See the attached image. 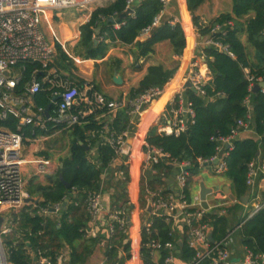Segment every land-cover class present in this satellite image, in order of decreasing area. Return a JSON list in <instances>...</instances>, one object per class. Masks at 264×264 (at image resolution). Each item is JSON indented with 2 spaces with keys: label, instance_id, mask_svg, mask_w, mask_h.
<instances>
[{
  "label": "trees",
  "instance_id": "1",
  "mask_svg": "<svg viewBox=\"0 0 264 264\" xmlns=\"http://www.w3.org/2000/svg\"><path fill=\"white\" fill-rule=\"evenodd\" d=\"M203 1L186 0L188 11L195 12ZM230 1L231 12L219 15L206 26L199 25L197 18H192L200 38L211 39L226 48L224 51L215 46L202 47L207 68L212 75L211 81L203 87L205 98L195 95L189 89L182 91L186 100L192 105L193 123L189 124L187 130L178 137L158 134L157 129L159 125H163L162 121L150 127L146 134V142L149 146L160 149L172 160L189 164L186 171V188L183 191L187 202L190 200L191 180L199 173L198 160H209L215 154L217 146L214 139L227 137L238 120H242L247 126H252L257 139L235 140L232 143V150L228 152L227 169L224 175L230 181L232 193L237 199L244 197L248 192L245 185L247 165L256 159L264 161V94L261 91L252 93L249 90V82L244 73L247 69L254 79L264 80V0ZM160 9L159 0H143L134 7L132 16L120 19L126 10V0H114L106 7L97 8L92 12L89 22L81 27V38L74 52L86 59H101L110 48L109 43L119 42L123 45H135L138 55L147 57L152 53L154 45L168 41L175 57H180L184 51L183 59L188 58L191 46L188 45L187 39L185 40L184 33L178 24L164 22L154 28L146 40H136L142 34V30L151 24ZM182 9L185 11L183 3ZM109 18H114L115 22L120 24L118 29H114V23L107 22ZM216 26L220 30L213 32ZM96 29L102 38L98 44L92 40V34ZM243 37L245 44L242 42ZM248 48L254 52L257 64L250 61ZM56 51L58 53L56 66L59 67L68 59L59 46ZM18 67L20 65L15 68ZM23 68L22 82H27L32 72L40 67L37 64L24 63ZM174 72L175 69L150 66L138 85L130 89L128 101L147 89H162L172 79ZM36 77L40 78L39 73ZM50 96L51 92L47 85L43 86L42 91L34 96L35 105L46 108L49 105ZM170 108L171 106L167 104L166 112ZM130 109L127 104L118 110L114 117L103 122H101L102 118L98 120L97 117L106 114L107 110L95 111L82 118L79 125L70 128L73 132V140L69 146V156L62 160V167L56 171V177L51 182V186H38L36 191L40 194L41 200L34 206L25 205L17 213L12 214L14 229L3 237L8 263L33 264L31 252L38 259L39 253L41 257L48 258L51 264H55L57 256L64 248L68 251L67 264L88 263L101 238L87 237V223L90 218L86 201L88 193L100 189L103 171L107 169L114 156L111 147L103 141V131L106 127L108 136H117L125 130L133 133L135 127L130 124ZM16 127L17 120L12 117L0 120V129L15 132ZM47 127H51V124ZM38 133L39 131L31 126L22 128L24 139L34 138ZM145 133L146 131L141 135V139ZM93 147L97 148V157L91 161L88 154ZM257 152H259L258 158ZM171 169V164L161 159L152 170L148 169L144 173L140 181L141 208L146 205V189L149 191L161 189L163 194L170 192L163 177H168ZM117 171L123 172L124 179L114 175L104 178V183L108 187L112 186L114 190L109 207L110 210L126 211L129 208L126 193L127 168L121 164L118 165ZM59 176L69 185V188H65L60 183ZM29 192L32 195L31 191ZM62 203H65V208L56 219L51 215L42 216L39 213L42 208H50ZM237 208L238 205H235L228 210V213ZM240 223H242L239 230L243 247L253 253L263 254L264 205L250 218L245 216L238 220L237 225ZM197 224L208 225L214 243L221 241L231 229L229 218L218 215V210L206 211L201 220L192 223L193 226ZM111 226L113 232L108 240L104 256L105 263L125 264L129 248L126 233L119 229L115 222L111 223ZM172 230V224L166 223L161 218H152L149 234L141 229L142 264H164L168 256V251L160 250L158 259L154 261L151 250L146 247L153 240L160 243L172 242L174 245L180 240L181 245L177 249L176 257L183 263L190 264L196 250L188 246L187 228H181L180 236L174 235ZM199 264H210V260L204 259Z\"/></svg>",
  "mask_w": 264,
  "mask_h": 264
},
{
  "label": "built area",
  "instance_id": "2",
  "mask_svg": "<svg viewBox=\"0 0 264 264\" xmlns=\"http://www.w3.org/2000/svg\"><path fill=\"white\" fill-rule=\"evenodd\" d=\"M133 0H126V8H129ZM88 1L78 0H0V120L12 117L17 120L15 132L0 129V264H10L6 258L2 237L11 232L10 223L12 219L8 215L11 211L21 209L28 204L29 195L24 189L21 175L22 159L21 151L23 146L22 128L32 126L39 129H45L46 123L51 122L54 126H64L72 128L80 123V120L95 111L106 109L109 118L114 117L116 112L127 104L131 108L129 116L130 124H134V118L142 111L146 110L152 103L157 101L163 95V88H150L145 90L139 96L127 103L123 101L106 102L104 98L93 88L87 89V96L83 97L78 87L69 84L64 78L60 77L55 71L49 70V65L56 56V46L48 42L43 30V17L53 11H62L73 7H82ZM161 9L154 17L151 24L142 30V35L147 37L149 33L156 28L165 13L170 0H159ZM213 32L219 31L215 27ZM204 46H215L218 49L226 51L220 44L208 39ZM202 61L205 57L202 54ZM32 63L39 65V69L32 72L31 78L27 82H22L23 64ZM18 68H15L19 66ZM199 63L192 61L186 70L183 82L179 85L177 93L168 100L171 106L168 112H165L163 125L160 131L166 136L178 137L187 130L189 124L193 123L194 111L192 105L186 100L181 90L185 84H189L195 95L205 98L204 86L210 80L209 72L202 74L199 69ZM37 73L43 74L42 82L36 78ZM247 74V72H246ZM249 90L258 82L252 76L247 75ZM43 83L47 84L51 92L49 104L53 106L52 116L48 118L44 115V110L37 107L34 102V96L43 89ZM20 88V91L18 89ZM190 90V89H189ZM190 90V91H191ZM264 94V89L261 90ZM57 98L53 102V99ZM51 106V107H52ZM164 126V127H163ZM247 124L242 120L236 122V126L230 130L227 137L215 138L219 145L215 148V154L207 161L198 160L199 167L216 163L215 172L223 173L226 171L225 158L219 159V153L223 145H228L236 139L240 130H245ZM104 130H107L106 127ZM128 130L117 136L109 135L107 144L111 147L115 160L123 159V166L130 164L132 148L127 143ZM142 142V160L140 163V176L148 169H152L161 159L167 160V164H173L180 168V173L176 176L177 191L163 194L160 190L146 191L147 200L144 209V215L140 216L141 229L150 233L152 218H161L166 223L179 221L181 227L187 228V242L189 248L196 250L190 264H199L204 259H209L210 264H264V253H253L244 248V258L237 262L228 259L226 244L228 235L217 243L210 244L207 240L209 228L206 224H197L193 222L201 220L206 210L194 209L186 201L183 193L186 187V170L188 163L177 162L163 153L160 149L149 146L145 140ZM229 147H231L229 145ZM112 164L115 161L111 162ZM42 167L48 166L49 162H40ZM118 178L124 179L123 172L117 173ZM264 177V162L252 161L247 165L245 185L252 188L254 183ZM102 191L88 193L86 208L87 213L93 221L103 210ZM128 209L117 210L109 214L108 222L110 225V234L113 229L111 223L115 222L119 229L127 232V224L130 222V213L135 208L134 201L128 202ZM53 209L57 214L61 207L59 204L50 208L40 209V215L48 216ZM150 212H147V210ZM261 209L256 206L250 217ZM151 251H168V256L164 264H173V249L175 245L172 242L160 243L150 241L147 245ZM39 255V260L30 252L32 258H36L39 264H51L50 260ZM55 264H63L62 256H58Z\"/></svg>",
  "mask_w": 264,
  "mask_h": 264
},
{
  "label": "crops",
  "instance_id": "3",
  "mask_svg": "<svg viewBox=\"0 0 264 264\" xmlns=\"http://www.w3.org/2000/svg\"><path fill=\"white\" fill-rule=\"evenodd\" d=\"M86 1V0H78ZM88 2L86 5L82 7H77V17H72L70 15H62L60 12L64 11H53L48 13L46 16L43 17V30L45 32L46 38L48 42L53 43L56 46H59L62 52L66 55L67 61L66 63L60 64V68L56 66V61L58 60V53L56 51V56L53 59L52 63L49 65V70L55 71L60 77L64 78L69 84H72L83 90L81 94L83 97L87 96V89L88 88H96L94 89L98 92L106 102H120L123 101L124 103L128 102V93L131 88H134L138 85L141 79L146 74L147 69L150 66H162L164 69H175L174 75L172 79L163 87V94L165 92L166 86L173 80V78L178 74V71L183 70V53L180 57H175L172 54L171 47L168 41H163L157 43L153 47V51L147 57H140L138 55V50L135 45H123L119 42L109 43V41H105L109 43L111 46L108 49L106 55L101 59H86L83 57L78 56L74 50L75 47L78 45L80 38H81V27L89 22L92 12H94L97 8L106 7L111 4L114 0H87ZM143 0H136V5L131 6L129 8L133 9V13L130 15H124V13L120 16V19H124L126 16H132L134 14V7L140 4ZM133 2V1H132ZM182 3L184 5L185 11L182 9ZM132 4V3H131ZM90 7L88 9L87 7ZM127 9V8H126ZM186 12V14H185ZM231 12V1L230 0H204L203 3L198 7V9L191 13L187 9L186 0H170L168 3L165 13L162 15L160 24L164 22H169L171 24H178L182 29L184 36L185 33L188 32L190 29L192 30L193 34V45L191 47L190 53L188 55V59L186 61V66L180 77V84L183 82V78L185 77L186 70L188 65L192 62L199 63V69L203 74L206 70L209 72L206 62L202 61V48L200 45L204 44L203 41H207L208 38H200L197 32V29L194 27L193 24V17L197 18L199 25L206 26L216 17L221 14H226ZM115 18V17H114ZM114 18H109L107 22L114 23V29H118L120 24L115 22ZM112 20V21H111ZM104 21V19H102ZM217 27V26H216ZM184 28V30H183ZM220 30V28H219ZM185 31V32H184ZM197 32V33H196ZM196 33V34H195ZM197 35V37H196ZM149 35L147 36V38ZM147 38L140 34V36L136 39L137 41H144ZM92 40L95 44H98L102 40V38L98 35V30L96 29L92 34ZM186 40V36H185ZM198 40V41H197ZM198 42V43H197ZM242 42L245 44V38H242ZM196 44H199V47H196ZM204 46V45H203ZM185 50V49H184ZM250 54V61L254 64H257L254 52L248 48ZM202 68L203 72H202ZM247 72V74H246ZM245 76L249 75L247 69L244 70ZM40 78L37 80L42 82L43 74L39 73ZM210 80L212 79V75L209 72ZM115 77L121 78V85H117L113 82ZM258 82H263L261 78H258ZM207 82V83H208ZM44 84L42 86H45ZM47 87H49L47 85ZM179 87V86H178ZM264 89V88H263ZM178 88L174 91L173 95L177 93ZM252 88L250 89V91ZM260 89L259 91H261ZM183 90H181L182 92ZM172 95V96H173ZM172 96L170 98H172ZM169 98V99H170ZM168 99V100H169ZM159 100V99H158ZM157 100V101H158ZM168 100L163 104L162 110L157 115V117L153 120L150 124L148 129L146 130L145 135L141 140L146 141V134L150 127L157 125L160 121L163 122V118H165L166 106L168 104ZM157 101L152 103L146 110L152 107ZM45 109V108H43ZM52 109L51 107L49 111V116H52ZM101 114L97 119L99 120L102 118L101 122L106 121L109 117L102 116ZM131 121V120H130ZM48 124H51V127H47ZM80 124V123H79ZM78 124V125H79ZM139 123H136L135 131L132 133L128 130V140L127 143L132 148L131 154V161L128 166H124L127 168V175H128V182L126 193L128 196V202L134 201L136 206L130 213V222L127 224V232H126V239L128 241V253L127 259L125 264H142L141 256H140V249L142 247V239H141V223H140V216L144 215V208L140 206V181L144 175V173L140 176V163L142 160V142L137 141L136 134L138 132ZM76 126V125H75ZM160 126H158L157 132L158 134H163L160 131ZM32 127V126H31ZM162 127V126H161ZM164 127V126H163ZM24 128V127H23ZM37 129L39 131L38 135L34 138H23L25 140V144H23L21 159H22V168H21V175L24 184V189L28 193L29 199L32 202H28L26 205H35L37 202L41 200L40 194L36 191L38 186L41 187H49L51 186V182L56 177V171L60 168V164H62V160L69 156V146L73 140V132L70 128H66L64 126H54L50 121L46 123L45 129ZM126 131V130H125ZM246 133L237 135L235 140L241 139H257L252 138L249 134L250 131L254 134V130L252 126H247L244 130ZM103 141L106 142L108 139V134L106 130L103 131ZM134 140V142L132 141ZM233 142H230L228 145H223L221 151L219 153V159H224L226 163V158L228 156V152L233 148ZM217 145L219 143L217 142ZM229 145L231 147H229ZM87 149V147H86ZM97 148L93 147L88 154V158L91 161H94L97 157ZM259 157V156H258ZM257 157V158H258ZM47 161L49 162L48 166H43V172H41V165L40 162ZM115 161L114 164L111 162ZM257 162H264L260 159H256ZM109 163V166L106 170L103 171L102 174V183H101V191L102 197L101 202L103 206V210L93 221L89 216V222L87 223V237L90 238H101L98 247L96 248L93 255L88 260L87 264H106L105 263V252L107 250L108 240L112 234H110V225L108 222V216L110 213L117 211V210H110V197L113 195L114 190L112 186L108 187L104 183V178H109L110 176H117L118 172L117 167L121 165L123 159L115 160L114 156ZM187 163V162H182ZM170 164V163H169ZM216 163L206 164L199 167V171L204 167L209 166L211 168V172L218 176H223L221 181L218 184H210L201 180L198 174L192 178L191 183L189 185V195L190 200L189 204L191 205L192 209H200L201 208V201L199 199V192H200V185L203 184L206 189L210 190V193L206 195L205 202L208 205V210H218V215L220 216H227L232 223V221H238L243 218L241 211L246 208L247 206L251 207V212H249L246 217L250 218V215L253 213L254 208L256 206H263L264 205V177H261L257 180L252 188H248L247 196L248 200L245 204L240 202V199H237L235 195L232 193L230 181L225 177V172L217 173L215 172ZM174 166L171 164V168L173 169ZM178 167V166H176ZM188 168V167H187ZM153 169V168H152ZM149 169V170H152ZM171 169V171H172ZM180 173V168L178 167ZM227 169V166H226ZM188 169H186L187 171ZM170 171V173H171ZM162 176V175H161ZM170 176V174H169ZM168 176V177H169ZM118 177V176H117ZM168 177L164 178L163 180L166 184V187L170 190V192L177 191V180L175 177V182L173 183L171 180H166ZM59 179V177H58ZM64 186V185H63ZM229 188V193L232 194L235 198V201H231L228 198V195L224 192V188ZM186 188V187H185ZM194 189V192H193ZM160 190V189H158ZM32 195L30 194V192ZM146 191H149L146 189ZM244 196V197H245ZM263 196V197H262ZM147 200V194H146ZM145 200V202H146ZM147 203V202H146ZM65 204V203H62ZM60 205V207L62 206ZM128 204V203H127ZM235 205H238L236 210H232L228 213V210L232 209ZM65 208V207H64ZM61 207L60 211L56 214L55 212H50L49 215L54 219L59 216V214L63 211ZM20 210V209H19ZM19 210L9 212L10 219H12V214L17 213ZM172 224V232L174 235L180 236L181 229L178 222H173ZM242 223L238 224L236 227V231L240 229ZM10 228L13 230L14 226L13 223H10ZM208 226V225H207ZM231 227V226H230ZM11 230V231H12ZM175 230V231H174ZM11 233V232H10ZM9 233V234H10ZM209 234H211L209 232ZM208 234V235H209ZM231 234V229L229 230L228 240ZM207 235V238H208ZM6 236V235H5ZM4 237V236H3ZM2 237V241H3ZM226 237V236H225ZM224 237V238H225ZM208 240V239H207ZM181 242V241H180ZM214 243V242H213ZM239 245L241 244L240 235L238 238ZM178 247L177 244L175 245V250L173 251V264H185L180 259L176 257L178 254ZM229 243L227 241L226 244V251L228 255V259L232 262L240 261L244 258L245 251L243 245H240V251L232 248L228 249ZM5 248V247H4ZM241 252V253H240ZM238 253V256H237ZM154 261L158 259L159 251H151ZM240 254L242 257H240ZM62 256L63 264H67L68 262V251L66 248L62 249L58 256ZM57 256V257H58ZM124 256V254H122ZM233 257H237L234 259ZM37 258V257H36ZM48 259V258H47ZM57 259V258H56ZM39 260V259H38ZM33 262V259H32ZM38 262V261H37ZM34 264V263H33Z\"/></svg>",
  "mask_w": 264,
  "mask_h": 264
},
{
  "label": "rangeland",
  "instance_id": "4",
  "mask_svg": "<svg viewBox=\"0 0 264 264\" xmlns=\"http://www.w3.org/2000/svg\"><path fill=\"white\" fill-rule=\"evenodd\" d=\"M136 0H133L131 6H135L136 5ZM88 9L91 8V6L87 7ZM60 14H64V15H70L72 17H77L78 16V13H77V8L76 7H73V8H69V9H66L62 12H60ZM189 32V31H188ZM197 33V32H196ZM195 33V34H196ZM197 37V35H196ZM198 41V40H197ZM198 43V42H197ZM203 43H205V40L203 41ZM199 47V44H196V47ZM192 47V46H191ZM200 47L202 48L203 45L201 44ZM82 93H83V90H81ZM244 133H246V135H248L247 133L248 132H245L244 130L241 131L240 135H243ZM252 138H255L256 137V134L252 133L250 131V134H249ZM23 147V146H22ZM21 154H23V152L21 151ZM179 169L178 167L174 166V168L172 169L171 173H170V176L168 177V179L166 180H171L173 183L175 182V177L179 174ZM198 176L201 178L202 181L204 182H207V183H210V184H218L221 179L223 178V176H218V175H215L214 173L211 172V168L209 166L207 167H204L203 169H201L198 173ZM193 192H194V189H193ZM263 197V196H262ZM189 199H190V195H189ZM251 207L250 206H247L246 208H244L242 211H241V214L243 215V218L249 213L251 212ZM177 221H175L176 223ZM237 222L238 221H232L231 223V234H230V237H229V240H228V243H229V247L228 249L232 248V246L234 247V249L240 251V245L238 243V238H239V235H240V230H238V232L236 231V227H237ZM178 224L180 225V229L182 228L181 227V223L178 221ZM236 229V230H235ZM175 231V230H174ZM241 253V252H240ZM237 256H238V253H237ZM243 256V255H242ZM241 254H240V257H242ZM234 259H236L237 257H233ZM230 260V259H229Z\"/></svg>",
  "mask_w": 264,
  "mask_h": 264
},
{
  "label": "water",
  "instance_id": "5",
  "mask_svg": "<svg viewBox=\"0 0 264 264\" xmlns=\"http://www.w3.org/2000/svg\"><path fill=\"white\" fill-rule=\"evenodd\" d=\"M133 13V9L132 8H127L126 10H125V13H124V15L122 16V17H124L125 15H130V14H132ZM112 21V20H111ZM145 38H147V37H145ZM113 82L115 83V84H117V85H121V78L120 77H115L114 79H113ZM183 88H186V89H190L191 90V88H190V86H189V84H185L184 86H183ZM264 88V83L263 82H260V83H257V84H255L253 87H252V90H251V92L252 93H256V92H258L260 89H263ZM192 91V90H191ZM193 92V91H192ZM57 100V98H54L53 99V102L54 101H56ZM51 104H49L46 108H45V110H44V115H45V117L46 118H48L49 117V111H50V109H51ZM147 110H144V111H142L141 113H139L137 116H135V118H134V124H136V123H139L140 122V120H141V118H142V114L144 113V112H146ZM259 156V152H257V154H256V157H258ZM62 167V164H60V168ZM186 169H188V168H184V170H186ZM59 181H60V183H62L63 185H64V187L65 188H69V185L67 184V183H65L64 182V180L62 179V177L61 176H59ZM224 192L228 195V198L231 200V201H235V198H234V196L232 195V194H230L229 193V188H224ZM210 193V190L209 189H206L205 187H204V185L203 184H201L200 185V192H199V199H200V201H201V208L203 209V210H208V205L206 204V202H205V198H206V195L207 194H209ZM247 200H248V197L247 196H245V197H242V198H240V202L241 203H243V204H245L246 202H247ZM26 202H32V200L31 199H29V200H27ZM62 208H64L65 207V204H62V206H61ZM50 212H54V210L53 209H51L50 210ZM147 212H150V210L148 209L147 210ZM2 222V219L0 218V223ZM208 242L210 243V244H212L214 241H213V239H212V236H211V234H209L208 235ZM181 245V242H180V240L177 242V246H180ZM174 250H175V248H174ZM33 263L34 264H39L38 262H37V259L36 258H33Z\"/></svg>",
  "mask_w": 264,
  "mask_h": 264
},
{
  "label": "bare ground",
  "instance_id": "6",
  "mask_svg": "<svg viewBox=\"0 0 264 264\" xmlns=\"http://www.w3.org/2000/svg\"><path fill=\"white\" fill-rule=\"evenodd\" d=\"M186 14V12H185ZM188 45L192 46L193 45V34L192 30L190 29L189 32L185 33ZM188 58L183 59V70L184 67L186 66V61ZM202 68V72H203ZM182 71H178V74L173 78V80L166 86L164 94L159 98V100L152 106L150 107L146 112L142 114V118L140 120V124L138 126V132L136 134V138L138 140H141V135L143 134L144 131L148 129L150 124L153 122V120L157 117V115L160 113L162 110L163 104L173 95L174 91L178 88L180 84V77L182 74ZM134 142V140H132Z\"/></svg>",
  "mask_w": 264,
  "mask_h": 264
}]
</instances>
